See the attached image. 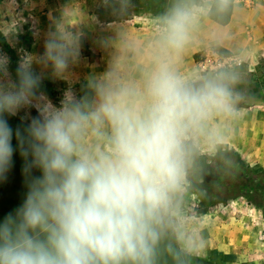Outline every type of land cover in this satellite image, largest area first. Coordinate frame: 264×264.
I'll list each match as a JSON object with an SVG mask.
<instances>
[{
	"label": "clouds",
	"instance_id": "obj_1",
	"mask_svg": "<svg viewBox=\"0 0 264 264\" xmlns=\"http://www.w3.org/2000/svg\"><path fill=\"white\" fill-rule=\"evenodd\" d=\"M200 11L195 0H174L138 83L105 73L83 95L66 92L59 106L37 94L42 72L33 65L63 77L79 59L77 34L57 20L43 54L23 58L15 79L0 53V183L19 150L26 187L22 203L0 218V264H154L190 137L216 143L223 132L210 122L234 112L229 78L194 85L167 59L189 40ZM30 105L38 115L14 130L6 116ZM177 241L191 250L182 233Z\"/></svg>",
	"mask_w": 264,
	"mask_h": 264
},
{
	"label": "rangeland",
	"instance_id": "obj_2",
	"mask_svg": "<svg viewBox=\"0 0 264 264\" xmlns=\"http://www.w3.org/2000/svg\"><path fill=\"white\" fill-rule=\"evenodd\" d=\"M213 1L195 0L201 11L190 38L179 51L167 53V59L173 70L179 66L181 79L194 85L207 77L229 78L237 68L244 71L229 78L234 112L210 122L223 132L222 138L209 144L195 134L190 137L185 180L162 221L154 264H264V211L259 205L264 206V198L257 189L250 193V188L244 187L249 180L260 184L264 179V137L247 145L241 139L244 131L239 125L241 113L246 110L264 114V99L252 93L255 80L249 76L256 74L259 67L264 72V0H255L251 10L244 0H227L234 4V15L238 16L231 25V31L236 33L223 39L218 34L220 27L207 18ZM173 3L174 0H0V33L18 63L27 56L35 60L43 54L47 34L54 30L57 20L78 35L79 59L63 77L54 76L51 68L33 65L42 72L37 94L59 106L66 92L83 95L89 81L105 73L138 83L155 50L159 20ZM217 47L229 50L242 65L223 75L202 72L200 63ZM0 53L9 59L2 47ZM196 54L200 55L197 61ZM11 66L9 60V73L15 79ZM37 115L36 107L30 105L6 119L14 130H23ZM16 143L14 138V147ZM23 165L17 150L7 179L0 183V218L23 201ZM34 175L39 173L34 170ZM181 233L191 243V250L177 241Z\"/></svg>",
	"mask_w": 264,
	"mask_h": 264
},
{
	"label": "trees",
	"instance_id": "obj_3",
	"mask_svg": "<svg viewBox=\"0 0 264 264\" xmlns=\"http://www.w3.org/2000/svg\"><path fill=\"white\" fill-rule=\"evenodd\" d=\"M234 15V5L230 2H227L226 5L221 6L219 3V0H214L211 9L207 14V18L214 24L220 26V27H227L230 25L232 21V17ZM0 47L4 49V51L8 54L9 60L11 61V68L16 73V68L18 66V61L16 58V54L13 52V50L10 48L7 40L5 37L0 33ZM215 51L218 52L222 57H230L232 56V53L222 47L215 48ZM199 54L194 55V59L197 61L199 59ZM244 70L243 68H237L234 72H231L232 74H229V78H233L236 73H242ZM228 74L227 71H221L219 74ZM235 73V74H234ZM250 78L253 83L252 93H256L260 96L259 99H264V93L261 94V91L264 89V72L259 67L257 73H251L249 74ZM262 89V90H261ZM254 178H257V175ZM255 180V179H254ZM252 180H249L247 183H245L244 187L250 188V193H254V191L257 189L264 198V179L260 182H251ZM251 183L253 185L251 186ZM260 208L264 211L263 204H259ZM175 247V246H174Z\"/></svg>",
	"mask_w": 264,
	"mask_h": 264
},
{
	"label": "crops",
	"instance_id": "obj_4",
	"mask_svg": "<svg viewBox=\"0 0 264 264\" xmlns=\"http://www.w3.org/2000/svg\"><path fill=\"white\" fill-rule=\"evenodd\" d=\"M211 5L208 8L207 14H208V12L211 9ZM235 10H236V8L234 7V11ZM232 24H234V15L232 17V21H231L230 25H228L227 27H220L219 26L220 29H218V34H219V37L221 39H222V37L224 38V36L226 37V35H229L231 33L232 34L236 33L235 30H233V29L231 31V25ZM149 67H150V63H149ZM178 67L179 66L176 65V69H174V71L179 77H181ZM241 116L243 118H242V120L239 121V125L244 131V133H243L244 135L242 136L241 139L244 140V142L247 145L248 144H253L254 145L255 144V140L258 137H262V136L264 137V135H263L264 134V114H262L260 112H254V111H247L246 110L245 112L241 113Z\"/></svg>",
	"mask_w": 264,
	"mask_h": 264
},
{
	"label": "built area",
	"instance_id": "obj_5",
	"mask_svg": "<svg viewBox=\"0 0 264 264\" xmlns=\"http://www.w3.org/2000/svg\"><path fill=\"white\" fill-rule=\"evenodd\" d=\"M245 6L248 9H252L255 6V0H244ZM242 63L237 59L233 58V55L230 57H222L218 52H209L207 56L200 63L202 72H210L218 74L221 71H228L237 66H241Z\"/></svg>",
	"mask_w": 264,
	"mask_h": 264
},
{
	"label": "bare ground",
	"instance_id": "obj_6",
	"mask_svg": "<svg viewBox=\"0 0 264 264\" xmlns=\"http://www.w3.org/2000/svg\"><path fill=\"white\" fill-rule=\"evenodd\" d=\"M238 11V10H237ZM237 13V12H236ZM238 15L237 14H235L234 15V20H235V18L237 17ZM213 26V25H212ZM228 32V31H227ZM227 36V35H226ZM222 37V36H221ZM225 37V36H224ZM222 39H223V37H222ZM226 40V39H225Z\"/></svg>",
	"mask_w": 264,
	"mask_h": 264
}]
</instances>
